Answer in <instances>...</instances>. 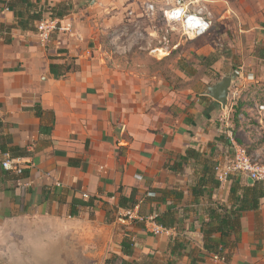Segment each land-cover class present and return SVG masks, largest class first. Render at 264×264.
<instances>
[{
	"label": "crops",
	"instance_id": "obj_1",
	"mask_svg": "<svg viewBox=\"0 0 264 264\" xmlns=\"http://www.w3.org/2000/svg\"><path fill=\"white\" fill-rule=\"evenodd\" d=\"M40 1L75 11L47 46L37 32L0 29V264H264V198L242 214L228 261L214 259L202 233L211 201L231 209L232 186L257 182L230 177L194 196L202 163L171 168L189 149L219 165L221 105H177L117 63L91 15L100 0ZM16 23L0 4V28ZM51 65L71 70L55 77ZM5 145L31 154L21 176L2 167ZM133 194L135 215L165 217L167 233L124 216L120 197Z\"/></svg>",
	"mask_w": 264,
	"mask_h": 264
},
{
	"label": "rangeland",
	"instance_id": "obj_2",
	"mask_svg": "<svg viewBox=\"0 0 264 264\" xmlns=\"http://www.w3.org/2000/svg\"><path fill=\"white\" fill-rule=\"evenodd\" d=\"M100 1L91 15L99 22L103 48L128 72H139L143 83L158 84L173 103L192 109L211 99L209 87L237 75L226 108L212 113L224 139L217 144L218 164L225 168L235 157L234 140L264 165V128L252 110L264 102V0H187L211 23L210 31L197 39L164 18L177 0ZM151 4L154 11L148 10Z\"/></svg>",
	"mask_w": 264,
	"mask_h": 264
},
{
	"label": "trees",
	"instance_id": "obj_3",
	"mask_svg": "<svg viewBox=\"0 0 264 264\" xmlns=\"http://www.w3.org/2000/svg\"><path fill=\"white\" fill-rule=\"evenodd\" d=\"M0 4H3L5 8L13 12L16 24L10 27L1 26V32L10 33L14 28L21 29L25 32H37V24L45 18L52 20H63L70 16L75 11V6L71 1H65L58 4H50L48 2H42L40 0H0ZM9 40L7 41V43ZM71 67L66 65H51V72L56 76L64 75L70 72ZM40 117V109L37 112ZM238 112L235 113L237 118ZM0 126L2 123L0 121ZM224 140V139H223ZM230 143V141H228ZM3 154H9L12 158H27L31 156L29 151L25 148L18 146L5 145L1 147ZM202 153L189 149L185 156L177 155L176 161L171 168H177L188 164L189 161L194 160L197 163H202V175L200 177L197 187L193 190L194 196H201L206 191L203 187L208 184H213L214 187H219L220 183L216 177V166L209 159H202ZM25 173V172H24ZM23 173V174H24ZM162 197H172L176 199H182L183 195L176 194L167 190H161ZM205 195V194H204ZM264 198V185L261 183H254L253 185L242 186L238 182L231 188V209L225 204L211 201L210 204L214 206L208 208L209 221L204 224L202 233L204 236L205 249L213 254L223 257L228 261L232 255V249L235 246V241H231L233 234L238 232L241 228V217L246 211H256L260 207L261 199ZM82 205H88V203H82ZM138 205L135 194L130 198L120 197L119 207L134 210ZM168 212L165 216L170 215ZM146 216V215H145ZM165 217L160 218L158 221L166 229L167 223L164 221Z\"/></svg>",
	"mask_w": 264,
	"mask_h": 264
},
{
	"label": "built area",
	"instance_id": "obj_4",
	"mask_svg": "<svg viewBox=\"0 0 264 264\" xmlns=\"http://www.w3.org/2000/svg\"><path fill=\"white\" fill-rule=\"evenodd\" d=\"M192 5H194V2L177 0L174 7L164 11V18L168 23L179 25L183 34L189 39H197L210 31L211 23L201 10L192 9ZM148 10L154 11L155 5H149ZM61 30H65L61 20L45 18L37 24V34L41 44L44 46H47L51 42L53 35ZM252 110L254 111L255 120L264 128V102H257ZM231 143L235 150V157L225 168H221L220 165L216 166L217 180L223 183L230 177L238 176L264 184V165L249 156L247 151L237 142L231 140ZM2 167L15 175L21 176L26 169V162L23 158H12L9 154H5ZM134 211L135 209L126 210L124 211V216L144 223L155 235L168 232V229L158 223V214L141 216L135 215ZM214 259L218 261L224 260L219 255H214Z\"/></svg>",
	"mask_w": 264,
	"mask_h": 264
},
{
	"label": "water",
	"instance_id": "obj_5",
	"mask_svg": "<svg viewBox=\"0 0 264 264\" xmlns=\"http://www.w3.org/2000/svg\"><path fill=\"white\" fill-rule=\"evenodd\" d=\"M236 78L237 75L224 78L221 82L209 87L207 95L225 109L229 101L230 88L233 80ZM248 183L253 184L254 181L252 179H248Z\"/></svg>",
	"mask_w": 264,
	"mask_h": 264
},
{
	"label": "bare ground",
	"instance_id": "obj_6",
	"mask_svg": "<svg viewBox=\"0 0 264 264\" xmlns=\"http://www.w3.org/2000/svg\"><path fill=\"white\" fill-rule=\"evenodd\" d=\"M161 54H163V53H161Z\"/></svg>",
	"mask_w": 264,
	"mask_h": 264
}]
</instances>
